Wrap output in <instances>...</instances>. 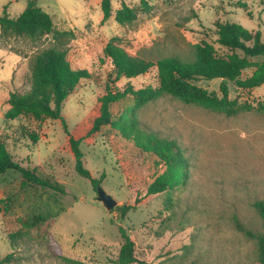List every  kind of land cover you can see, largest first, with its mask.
I'll return each mask as SVG.
<instances>
[{"label": "rangeland", "instance_id": "obj_1", "mask_svg": "<svg viewBox=\"0 0 264 264\" xmlns=\"http://www.w3.org/2000/svg\"><path fill=\"white\" fill-rule=\"evenodd\" d=\"M111 1L113 15L104 20L102 0H35L52 15L57 29L69 32L66 46L72 66L91 72L66 99L64 123L29 115L12 121L4 117L10 92L30 88L32 58L51 45L52 36L40 42L0 38V141L7 143L15 160L36 167L38 175L63 190L23 184L22 174L14 169L0 175V257L11 255L4 264H70L65 257L116 264L122 225L135 241L136 256L146 264H259L256 241L237 223L263 230L254 203L264 199V84L242 89L228 81L230 97L253 107L233 116L170 95L139 108L141 124L182 144L190 172L186 184L144 199L125 215L116 207L134 203L164 166L152 155L139 153L111 125L102 129L94 144L82 142L84 166L93 178L102 179L99 188L118 202L109 210L92 180L77 171L66 147L65 126L74 128L106 93L114 66L104 48L112 37H119L130 54L150 60L190 57L194 44L203 39L219 46L216 20L259 29L264 39V0ZM30 2L0 0V15L6 9L18 16ZM124 4L137 11L132 23L115 19ZM10 60L12 77L6 70ZM251 72L246 70L244 76ZM220 82L196 81L218 94ZM129 83L135 88L156 86L157 68L123 77L113 86L123 89ZM133 105V97H127L113 104L112 111L117 117ZM39 216L44 220L13 241L10 234L22 227L23 219Z\"/></svg>", "mask_w": 264, "mask_h": 264}, {"label": "trees", "instance_id": "obj_2", "mask_svg": "<svg viewBox=\"0 0 264 264\" xmlns=\"http://www.w3.org/2000/svg\"><path fill=\"white\" fill-rule=\"evenodd\" d=\"M147 4L146 0H143ZM104 20L113 15L112 1L102 0ZM137 18V11L124 4L117 9L115 19L121 23H132ZM217 33L215 43L206 39L194 44L190 57L165 56L155 60L130 54L119 42V37H112L104 48V54L109 57L114 66L109 75L107 91L97 100L93 110L89 112L74 128L66 130V147L76 160L77 171L90 178L95 190L102 179L93 178L89 169L84 166V152L81 143L94 144L97 135L102 129L111 125L116 128L122 137L132 144V147L141 154L152 155L157 164L164 166L148 184L146 192L138 195L134 203H124L117 206L122 215L137 207V204L149 197L162 193H170L174 188L184 185L189 179L190 163L185 155L182 144L175 138L162 135L143 124L137 117V110L162 96L170 95L184 103L198 105L228 116L237 115L253 107L241 103L230 97L228 81H233L242 89H252L264 84V39L261 30H252L238 22L215 21ZM68 31L56 28L50 13L39 7L35 0L18 15L11 16L6 9L0 15V38L23 37L32 42H40L50 35V46L39 51L31 62V85L26 91L14 90L10 92L9 107L4 117L15 120L21 116L29 115L36 119L51 118L63 119L62 110L68 96L75 91L83 79L91 77L87 68H74L68 57L66 46ZM156 67L158 71V84L135 88L131 83L123 89L113 85L123 77L133 78L150 71ZM252 72L244 76L246 70ZM221 79L220 92L209 91L198 85V80ZM133 97L134 105L124 110L119 116L112 111L113 104ZM264 109V106H261ZM64 123V119L62 120ZM33 141L38 136L29 133ZM19 171L24 180L23 184L36 182L53 190H60L48 179L37 174L36 167L22 165L10 153L7 143L0 141V175L8 170ZM104 177V175H103ZM254 207L262 218L263 230L256 232L246 229L240 222L238 228L254 239L257 245V258L259 264H264V199H258ZM44 220L39 216L34 221L22 220V227L10 237L13 241L27 233L30 227ZM123 239L116 264H146L135 254V241L128 232L127 227L120 226ZM0 257V264L10 258ZM70 264H89L81 260L65 257Z\"/></svg>", "mask_w": 264, "mask_h": 264}, {"label": "water", "instance_id": "obj_3", "mask_svg": "<svg viewBox=\"0 0 264 264\" xmlns=\"http://www.w3.org/2000/svg\"><path fill=\"white\" fill-rule=\"evenodd\" d=\"M98 188L99 186L97 187L99 200H101L109 210L116 207L118 202L113 197L108 195L104 190H102L101 188L99 189Z\"/></svg>", "mask_w": 264, "mask_h": 264}, {"label": "crops", "instance_id": "obj_4", "mask_svg": "<svg viewBox=\"0 0 264 264\" xmlns=\"http://www.w3.org/2000/svg\"><path fill=\"white\" fill-rule=\"evenodd\" d=\"M10 56H12V55H10ZM6 70H7V73L10 74V77H12V73H13V64L11 63V60H10V64L8 65V67H7ZM1 78H2V76L0 75V80H2Z\"/></svg>", "mask_w": 264, "mask_h": 264}]
</instances>
